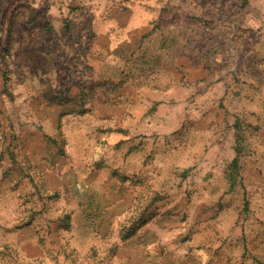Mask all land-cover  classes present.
Listing matches in <instances>:
<instances>
[{
	"label": "rangeland",
	"instance_id": "1",
	"mask_svg": "<svg viewBox=\"0 0 264 264\" xmlns=\"http://www.w3.org/2000/svg\"><path fill=\"white\" fill-rule=\"evenodd\" d=\"M0 264H264V0H0Z\"/></svg>",
	"mask_w": 264,
	"mask_h": 264
},
{
	"label": "trees",
	"instance_id": "2",
	"mask_svg": "<svg viewBox=\"0 0 264 264\" xmlns=\"http://www.w3.org/2000/svg\"><path fill=\"white\" fill-rule=\"evenodd\" d=\"M234 160L237 161L238 160L237 157Z\"/></svg>",
	"mask_w": 264,
	"mask_h": 264
}]
</instances>
